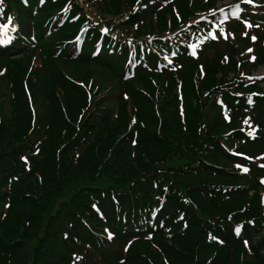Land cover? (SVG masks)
<instances>
[{
  "label": "rangeland",
  "instance_id": "rangeland-1",
  "mask_svg": "<svg viewBox=\"0 0 264 264\" xmlns=\"http://www.w3.org/2000/svg\"><path fill=\"white\" fill-rule=\"evenodd\" d=\"M206 1V0H200ZM208 1V0H207ZM218 7L219 4L230 3L231 0H211ZM69 2L72 9L71 17H76L75 22L79 26L88 24H99L103 19H110L113 27L117 23L115 12H123L126 8L135 5L138 0H63ZM195 14L197 11L191 9ZM177 10L170 6L159 11L156 15L150 16L149 22L137 25L133 30V35L144 33L148 29L156 32H173L170 25L175 21ZM17 22L25 20L15 15ZM222 36L227 38L234 47L236 56L225 57L216 61L214 74H201L196 68L183 70L181 76L171 83H160L158 80L150 82L147 87H141L138 83H130L131 91L139 87L157 95L154 101L158 108L163 110V114H150V104L146 98L140 95L141 105L139 107V118L145 123L132 120L125 100L119 99L117 82L106 71L95 64L81 65L77 63H63L57 60L44 59L38 52H28L18 60L6 61V65H0V154L8 150L9 142L7 138L13 133L14 122L11 118L13 105L18 104L15 109V124L18 128H23L24 132H31L34 129L35 108L38 112L39 121L46 125L51 116L50 109L53 102L57 105L60 116L56 113L52 127L43 138L45 144L50 137L46 150V157L50 160L61 161L65 157L60 153V149L71 139H80L79 129H84L88 136L93 139L92 149L99 147H109L110 154L104 157L95 158V164L89 168L87 175L83 176L87 180H93L106 187H114L119 173L115 171L116 160L120 162L123 169L126 167L127 173L134 180V173L139 174L140 163L145 167H150L154 161L163 160L172 166L174 173L184 171L183 181H191L185 173H194L189 162L188 151L194 145L200 147L202 157H213L209 139L216 135L227 134L231 131L247 129V121H234L233 117L227 119L225 112L216 105L218 99H232L237 94H264V68L258 67L254 63L256 55L255 44L244 39V30L236 26H227L221 30ZM251 49V51H248ZM62 84L67 91L60 90ZM10 90L14 92V102L11 103ZM174 95L164 96V95ZM185 94V107H181V95ZM163 96V98H162ZM162 98V99H159ZM6 99V100H5ZM95 102V106L92 103ZM91 107L89 108V106ZM54 108V106H53ZM107 110H104V109ZM137 112V111H136ZM58 116L60 120H58ZM252 116V115H250ZM66 119V120H65ZM67 121V122H66ZM68 125V132L64 136L62 130L58 133L59 126ZM10 125V126H9ZM9 129L5 132L7 127ZM87 127V128H86ZM52 130V131H51ZM56 130V131H55ZM5 132V133H4ZM53 132V133H52ZM134 132L141 134L147 140V146L142 149L135 147L130 142V137ZM111 134V139L105 142L106 136ZM178 139L188 141L187 146H179ZM229 142V145H234ZM53 148V152L51 151ZM220 162V160H218ZM49 181L46 187L52 191L64 193V189L70 188L69 180H65L68 168L51 170L46 165ZM169 172H165L168 176ZM112 178L110 179V176ZM124 175V174H123ZM12 176L11 172L0 173V177ZM133 177V178H132ZM195 186L203 190V194L196 202L195 210L198 221L191 231L181 228L176 236V242L183 249L187 245L202 246L203 255L210 260L203 264H214L215 257L220 258L219 264H264V238L260 245L263 247L257 256H251L244 243L240 242L235 247L220 245L213 241L211 231L213 226H218L222 222L232 221L236 224V219L240 213L247 211L253 217L264 216V208L261 203L264 185L254 183L247 175L241 173L238 168L231 167L220 177H212L199 184H189L184 186L183 191L177 193L183 196H191L195 192ZM249 189L247 203H240L225 199L222 195L228 189ZM25 192V188L23 187ZM38 198V197H37ZM40 203L43 200L38 199ZM20 212L23 206H16ZM28 215L30 214L29 209ZM14 212V210H13ZM18 215L19 213H15ZM30 222V220H27ZM186 221H180L184 225ZM19 225V223H18ZM17 225V226H18ZM255 239L254 241H258ZM150 242H145L137 246L134 251L148 257L151 261L161 263V260L150 249ZM253 246L257 248L255 242ZM196 250H190L189 254L193 264ZM188 262L190 260L188 259ZM197 264H200L198 262Z\"/></svg>",
  "mask_w": 264,
  "mask_h": 264
},
{
  "label": "trees",
  "instance_id": "trees-1",
  "mask_svg": "<svg viewBox=\"0 0 264 264\" xmlns=\"http://www.w3.org/2000/svg\"><path fill=\"white\" fill-rule=\"evenodd\" d=\"M177 4L180 5V2ZM182 9H188L186 2L183 3ZM259 64H264V61L260 60ZM209 65V63H204L205 69ZM185 68H188L187 62ZM214 68L215 67H213V69ZM213 69L210 67V72L214 73ZM116 72L119 73V71ZM117 73L115 74L117 75ZM60 86H62L61 88L64 91H67L62 84H60ZM134 98L137 104H141L140 95L138 93ZM57 108V105L55 103L53 105L52 102L50 109L52 115L49 117V134L51 127L52 130L54 128L52 124L56 113L60 116ZM59 116L58 120H60ZM17 117H19V114ZM23 137L24 129L18 128L15 124L12 135L7 138L9 146H20L23 142ZM49 139L50 137L48 135L47 142L43 144L41 148L40 156L36 161H33V164L36 163L38 167L39 163L45 164L42 170V190L32 195V197H27L25 196V193L22 192L19 184H14L12 187L10 194L11 204L14 206H23V209L21 212L17 208L14 209V212L13 210H9L6 219L0 224V264H56L52 262L51 259L52 256L58 252L59 247H61L58 238L59 228L60 232H67L68 234H71L73 239L79 240L84 244H95L94 231L100 229L103 224L111 229L116 242L123 243L131 237H141V235L134 233V231L137 230V228L134 229V226L138 223V219L137 214H133L131 210L132 208L137 207L140 203L144 204L145 200L148 199L151 179L154 177L148 178L145 176V172H141L137 175L139 177V182L135 185L129 184L127 183V180H130L131 177H129L130 175L128 177L123 175L126 171V167L123 169L119 166V162L115 165V168H113L119 173L115 186L110 188L105 187L93 180L83 178V176H86L93 179V177L86 174L89 168L95 164L94 156L96 159L98 158L92 149L86 152L88 147L85 146L84 153L86 152V154L82 160L81 166H79L78 163L74 164L68 158L64 162L59 163L55 161V159L53 161L46 157L45 147L47 146ZM211 140L212 154L214 155L213 158L230 160V157L225 154L224 150L219 145L218 138H212ZM177 141L180 147H182L183 144L187 146L188 141L184 139H178ZM137 146L142 149L147 146V140L142 138L141 134L138 136ZM107 148L108 147L103 146L100 149L99 155L101 157H104L107 154L105 153ZM262 148H264V142L255 141L253 143L245 142L239 150L249 156H255ZM53 150L54 149L51 148L52 152ZM64 151H66V149ZM56 163L60 164L63 169L65 167L68 168L69 171L65 180H69L70 188H68L65 193H61L64 196H67V200L55 206L50 203L55 201L61 194L57 191L53 192L45 186L49 181L47 169H45V167L47 168L46 165ZM50 168L51 166L49 167V170ZM185 174L188 177H194V173ZM200 180L205 181L206 179ZM230 196L232 199L242 202L248 201V195L243 192L233 193ZM38 199L43 200V202L40 203ZM90 200L96 201L98 208L103 214L104 221H99L92 213L91 209L88 208L84 213L86 214L88 226L83 227L78 225L75 213H81L83 208H87ZM168 200L171 205L176 204V199L174 197L171 196ZM25 209L30 210L29 215ZM167 211L168 209H165L163 215L165 213L167 214ZM15 213L19 214L16 215ZM186 216L189 219V222H195V214L192 209L186 210ZM64 217L72 221L73 225L67 224ZM241 218L245 220L247 216H242ZM25 219L30 220L27 227L24 223ZM251 230L255 231L253 235L250 234ZM246 234L250 236L248 239L251 243L254 241V238L258 237H260L263 242L264 237L263 234H261L260 228L255 230L248 227L246 228ZM216 235L220 237L225 244L235 243L229 228H226L223 231L219 230ZM159 238L160 233L156 235V247L168 259L170 264H191V261L188 262V258L183 256V251L180 248H176L172 244L161 242ZM193 246L194 245L189 244L184 250L189 253L190 250H193ZM257 247L258 250L263 248L260 243H257ZM65 250L66 248L63 247V251ZM258 250L255 252H259ZM219 262L220 258L218 259V263ZM104 264L116 263L113 261L109 262L108 257H105ZM125 264L149 263L143 258L137 256L134 252V248H131Z\"/></svg>",
  "mask_w": 264,
  "mask_h": 264
},
{
  "label": "snow or ice",
  "instance_id": "snow-or-ice-1",
  "mask_svg": "<svg viewBox=\"0 0 264 264\" xmlns=\"http://www.w3.org/2000/svg\"><path fill=\"white\" fill-rule=\"evenodd\" d=\"M138 2H139V0H138ZM248 2H251V0H248ZM10 23H11V18H9L8 24H0V35H2L4 32H6ZM213 38H215V37H213ZM8 39L10 40L11 37H9ZM253 39H255V37H253ZM3 43H5V41L0 39V44H3ZM248 51H251V49H249ZM237 167H240V165H237ZM244 171H247V169H244ZM261 183H264V180H262ZM109 239H111V234L109 235Z\"/></svg>",
  "mask_w": 264,
  "mask_h": 264
}]
</instances>
